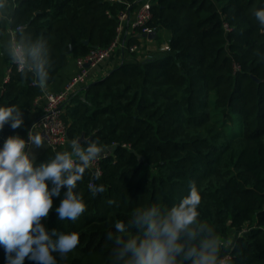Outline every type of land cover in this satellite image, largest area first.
Instances as JSON below:
<instances>
[{
    "label": "trees",
    "instance_id": "1",
    "mask_svg": "<svg viewBox=\"0 0 264 264\" xmlns=\"http://www.w3.org/2000/svg\"><path fill=\"white\" fill-rule=\"evenodd\" d=\"M132 1L13 0L9 26L48 41L49 84L70 56L108 46L118 11ZM259 8L264 0H151L148 24L168 30L171 52L124 60L70 95L61 113L68 140L90 136L106 151L96 161L99 179L91 167L77 185L86 211L74 222L60 220L55 209L62 188L42 221L49 232L79 233L77 248L66 258L53 253L57 264H112L115 245L107 235L116 234L115 223L127 224L137 208H171L192 183L202 197L200 220L218 239L232 228L246 229L230 247L223 245L221 256L231 264H264V27L254 16ZM10 65L0 106L17 105L24 124H5L4 141L27 138L29 113L43 92ZM90 183L105 191L93 195ZM0 264H8L3 247ZM24 264L35 262L25 258Z\"/></svg>",
    "mask_w": 264,
    "mask_h": 264
},
{
    "label": "clouds",
    "instance_id": "2",
    "mask_svg": "<svg viewBox=\"0 0 264 264\" xmlns=\"http://www.w3.org/2000/svg\"><path fill=\"white\" fill-rule=\"evenodd\" d=\"M13 13L11 0H0V25H11ZM254 16L264 27V8L257 9ZM4 54L23 78H31L42 89L47 87L52 59L46 39L34 38L17 27L0 42V55ZM5 124L20 128L24 124L23 110L17 105L0 106V129ZM28 143L39 148L44 138L31 129L27 141L12 135L0 148V247L8 264H24L25 258L35 264H57L53 253L66 258L77 248L79 233L49 232L42 221L62 188L66 191L55 209L60 220L74 222L86 211L77 185L85 171L100 159L104 148L98 141L82 143L74 138L69 142L70 150L56 151L48 162L35 166L26 150ZM94 179H99V173ZM89 189L93 195L105 191L103 185L94 183L89 184ZM201 201L197 186L192 183L188 195L171 208H137L127 224L117 221L116 234L107 235L115 245L112 264H228L221 256L223 245L215 230L200 220Z\"/></svg>",
    "mask_w": 264,
    "mask_h": 264
},
{
    "label": "built area",
    "instance_id": "3",
    "mask_svg": "<svg viewBox=\"0 0 264 264\" xmlns=\"http://www.w3.org/2000/svg\"><path fill=\"white\" fill-rule=\"evenodd\" d=\"M130 5L132 6L130 7ZM150 5L151 0H133L131 3H126L125 8L118 11L116 15L117 27L113 41L106 47H93L85 55L75 58L78 71L61 89L44 92L45 102L39 115L30 122L29 131L37 128L39 134L51 149L57 150L69 141L66 123L62 119L61 113L70 95L86 83L91 68L107 58L116 49H122L126 53L127 58L129 57L126 60H145L152 58L158 53L171 52L169 38L158 43L154 53L150 49H146L143 44V40L149 38L146 36L147 33L155 31L153 37L155 38L158 30L148 24L152 16ZM223 27L225 29L228 28L226 23H223ZM134 37H136V41H131L130 39ZM10 67L11 65L7 69L6 78L8 77ZM25 140H28V136ZM92 172L93 174L100 172L96 162L92 166ZM245 230L244 228L240 232ZM222 258L227 259V256H222ZM227 262L231 264L228 259Z\"/></svg>",
    "mask_w": 264,
    "mask_h": 264
},
{
    "label": "crops",
    "instance_id": "4",
    "mask_svg": "<svg viewBox=\"0 0 264 264\" xmlns=\"http://www.w3.org/2000/svg\"><path fill=\"white\" fill-rule=\"evenodd\" d=\"M13 5V0H11ZM164 29H158L157 34L155 38H148L143 40V44L145 45L146 49H150L153 51L160 43L161 41L169 38V32L167 29H165L167 32L164 36H160L159 32ZM13 30L10 28V26H3L2 25V35L0 37V42H2L4 39L7 38V36L12 32ZM129 58V57H128ZM127 55L122 49H116L114 50L107 58L99 62L96 66L90 69L89 71V77L86 80V83L90 82L91 80H94L96 78L101 77L102 75L106 74L109 70H111L113 67L121 63L123 60L128 59ZM11 60L7 57L6 54L0 55V91L2 88V84L6 79L7 75V69L10 65ZM78 71L77 65L75 63V58L69 57L67 60L66 65L57 73L55 79L50 82L46 88H43V92L40 96H38L35 99L34 106L31 109L28 120L31 122L34 118H36L39 113L41 112L42 106L45 102L44 92H50V91H56L61 89L64 84ZM85 83V84H86ZM33 133H39V130L37 128L32 129ZM69 142L68 141L63 147L53 150L51 149L47 143L44 141L43 146L37 148L35 145L29 143L27 147V151L32 155V157L35 160V166H38L41 163H45L49 161L56 151H65L70 150L69 148ZM4 139L0 136V148L3 147Z\"/></svg>",
    "mask_w": 264,
    "mask_h": 264
},
{
    "label": "rangeland",
    "instance_id": "5",
    "mask_svg": "<svg viewBox=\"0 0 264 264\" xmlns=\"http://www.w3.org/2000/svg\"><path fill=\"white\" fill-rule=\"evenodd\" d=\"M167 31L164 29L162 30V32H159V35L164 36L165 33ZM240 232V230L236 229V228H232L229 230L228 235L226 238H219V240L222 242V245L226 246V247H230L234 241V237Z\"/></svg>",
    "mask_w": 264,
    "mask_h": 264
},
{
    "label": "water",
    "instance_id": "6",
    "mask_svg": "<svg viewBox=\"0 0 264 264\" xmlns=\"http://www.w3.org/2000/svg\"><path fill=\"white\" fill-rule=\"evenodd\" d=\"M143 35H145V34H143ZM154 35H155V31H150L149 33L146 34V36L149 37V38H153ZM84 42L87 43L88 40L85 39ZM85 66H87V64H85ZM77 138H79V139L81 140V142H82V141H87V140L90 138V136H89V137H85L83 134H81V135H80L79 137H77ZM105 151H106V149H104V152H105ZM104 152L102 153V155L104 154Z\"/></svg>",
    "mask_w": 264,
    "mask_h": 264
}]
</instances>
